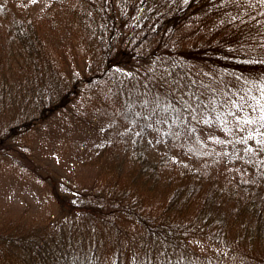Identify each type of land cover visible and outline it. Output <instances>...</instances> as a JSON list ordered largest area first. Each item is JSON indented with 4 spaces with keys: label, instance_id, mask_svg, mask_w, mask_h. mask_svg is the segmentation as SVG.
Returning a JSON list of instances; mask_svg holds the SVG:
<instances>
[{
    "label": "trees",
    "instance_id": "1",
    "mask_svg": "<svg viewBox=\"0 0 264 264\" xmlns=\"http://www.w3.org/2000/svg\"><path fill=\"white\" fill-rule=\"evenodd\" d=\"M217 1L70 0L89 60L85 76L67 73L43 37L44 21L28 10L1 24L0 157L20 161L25 155L21 140L83 85L93 92L103 84L104 94L113 96L135 88L160 94L170 80L199 100V89L187 80L193 70H208L218 76L217 92L225 84L229 89L233 80L244 82V93L259 113L251 123L239 121L238 130L235 120L217 126L223 127L217 133L226 143L219 160L213 158L218 151L200 142L189 145L194 158L171 152L157 156V142L142 131L118 151L110 143L95 147L93 163L104 164L107 172L114 169L112 183L77 187L41 174L50 181L63 215L46 225L0 220L4 253L19 264H99L109 238L117 247L114 264H212L199 251L205 239L240 258L232 264H264V252L241 255L230 235L240 225L243 237L264 250V55L249 49L243 31L227 30L226 21L211 27L201 41L200 27L226 16L229 7ZM187 26L198 34L183 47L178 33ZM213 161L218 170L234 168L237 173L228 181L209 183L204 172L210 173ZM222 192L227 197L214 203Z\"/></svg>",
    "mask_w": 264,
    "mask_h": 264
},
{
    "label": "rangeland",
    "instance_id": "2",
    "mask_svg": "<svg viewBox=\"0 0 264 264\" xmlns=\"http://www.w3.org/2000/svg\"><path fill=\"white\" fill-rule=\"evenodd\" d=\"M217 2H224L229 7L226 16L213 19L209 27H200L201 41L207 38L211 27L226 21L227 30L243 31L249 49L264 55V0ZM76 3L71 1L73 6ZM25 9L36 19L44 21L47 33L43 37L67 73L77 71L85 76L89 60L84 52L83 33L70 10V0H0V36L1 24L7 22L12 14H24ZM249 29L254 31L253 35L247 31ZM197 34L194 27L187 26L178 33V40L186 47L194 42ZM187 81L194 82L199 89V100L194 94L187 95L185 87L170 80L165 81L162 86L165 91L160 94L158 89L142 91L135 88V91L126 89L124 94L113 96L104 94L103 84L93 92L83 85L63 107L52 112L21 140L20 150L25 155L19 157L20 161L11 156L0 157V220L21 218L46 225L52 218L62 216L61 204L50 181L40 175L51 176V181L62 179L77 187L112 183L117 178L114 169L107 172L104 164L93 163L95 147L110 143L118 151L126 144L130 146L142 131L147 132L151 142H157V156L171 152L173 157L194 158L189 145L200 142L212 152L218 151L213 158L219 160L226 143L217 133V129L222 131L223 127L217 126L226 120H235L238 130L239 121L244 123L258 117V108L253 100H248L246 86L241 80L229 82V89L225 84L221 92L215 90L218 76L208 70H193ZM169 97L175 101H170ZM243 111H248V115L241 117ZM205 165L201 164L202 167ZM218 168L217 162L213 161L210 173L204 172L209 174V183L211 180L213 183L228 181L237 173L234 168L231 172ZM226 185L222 188H227ZM204 187L211 190L209 184H204ZM222 193L214 203L219 204L223 196L227 197L225 192ZM225 210L228 211L227 208ZM230 235L237 240L236 247L241 255L245 254L242 252L248 256L264 252L243 237L240 225ZM105 240L99 264H114L117 247L109 238ZM121 242L124 243V238ZM199 251L210 258L212 264H232L240 260L217 243L205 239L200 240ZM122 253L128 256L126 250ZM0 264L19 263L0 249Z\"/></svg>",
    "mask_w": 264,
    "mask_h": 264
},
{
    "label": "snow or ice",
    "instance_id": "3",
    "mask_svg": "<svg viewBox=\"0 0 264 264\" xmlns=\"http://www.w3.org/2000/svg\"><path fill=\"white\" fill-rule=\"evenodd\" d=\"M207 123V121H205ZM252 121H245V123H251Z\"/></svg>",
    "mask_w": 264,
    "mask_h": 264
}]
</instances>
